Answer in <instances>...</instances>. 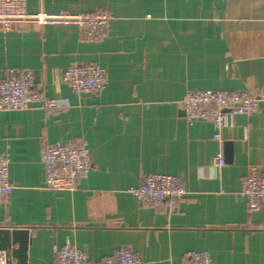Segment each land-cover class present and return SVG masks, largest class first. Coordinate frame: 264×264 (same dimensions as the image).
I'll list each match as a JSON object with an SVG mask.
<instances>
[{"label":"crops","instance_id":"obj_1","mask_svg":"<svg viewBox=\"0 0 264 264\" xmlns=\"http://www.w3.org/2000/svg\"><path fill=\"white\" fill-rule=\"evenodd\" d=\"M27 10L112 17L97 41L75 26L0 29V82L10 69H29L35 92L69 103L0 111V155L9 156L14 186L0 227L30 230L27 264H53V247L67 242L92 264L121 247L146 264H190L191 251L214 264H264V214L250 213L242 194L249 166L264 174V99L254 116L231 118L223 145L210 122L188 121L182 109L189 91L264 96V0H27ZM93 63L108 73L101 94L63 83L69 67ZM81 140L89 173L74 193L47 190L40 151ZM227 142L233 160L219 171L212 159ZM151 174L182 179L188 195L174 211L130 193Z\"/></svg>","mask_w":264,"mask_h":264},{"label":"built area","instance_id":"obj_2","mask_svg":"<svg viewBox=\"0 0 264 264\" xmlns=\"http://www.w3.org/2000/svg\"><path fill=\"white\" fill-rule=\"evenodd\" d=\"M112 20L103 12L72 14L36 13L27 10V0H0V29L12 31L19 24L64 25L79 29L81 38L97 41L106 36ZM108 73L99 63L72 65L63 75V83L77 94H101L108 85ZM34 76L29 69H10L0 82V111H21L32 106L42 109H65L67 100L50 98L34 91ZM264 96L257 97L247 91L202 90L189 91L182 103L188 121L210 122L215 133L213 140L223 145L222 131L231 118L243 115L252 117L259 113ZM40 162L45 171V188L59 193H74L79 182L92 168L91 152L85 140L78 143H56L40 151ZM10 159L0 155V206L14 190L9 179ZM223 149L212 159L211 167L221 170L226 166ZM130 193L141 205L160 207L169 204L171 211L188 195L182 179L167 174L145 175L138 187ZM250 213L264 214V174L251 165L242 191ZM185 257L190 264H214L207 252L191 251ZM7 254L0 251V264H7ZM53 264H92L88 253L67 242L63 247H53ZM101 264H146L129 247H121Z\"/></svg>","mask_w":264,"mask_h":264},{"label":"water","instance_id":"obj_3","mask_svg":"<svg viewBox=\"0 0 264 264\" xmlns=\"http://www.w3.org/2000/svg\"><path fill=\"white\" fill-rule=\"evenodd\" d=\"M225 160H233V145L225 143ZM31 243L30 230L22 228L0 227V251L7 254V264H27L28 248ZM13 259L17 260L13 263Z\"/></svg>","mask_w":264,"mask_h":264}]
</instances>
